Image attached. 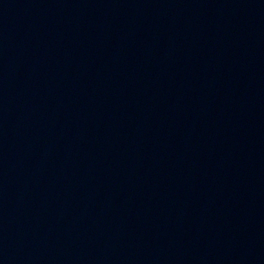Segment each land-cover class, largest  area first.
Masks as SVG:
<instances>
[{
    "label": "water",
    "instance_id": "95a60500",
    "mask_svg": "<svg viewBox=\"0 0 264 264\" xmlns=\"http://www.w3.org/2000/svg\"><path fill=\"white\" fill-rule=\"evenodd\" d=\"M0 264H264V0H82Z\"/></svg>",
    "mask_w": 264,
    "mask_h": 264
}]
</instances>
